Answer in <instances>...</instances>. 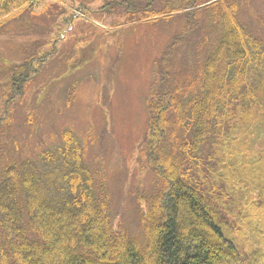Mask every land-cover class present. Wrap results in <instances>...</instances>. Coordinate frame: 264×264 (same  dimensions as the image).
Segmentation results:
<instances>
[{
	"label": "trees",
	"instance_id": "obj_1",
	"mask_svg": "<svg viewBox=\"0 0 264 264\" xmlns=\"http://www.w3.org/2000/svg\"><path fill=\"white\" fill-rule=\"evenodd\" d=\"M34 1L0 0V31ZM152 7L130 11L144 22L178 11L185 28L154 60L139 154L160 187L139 208L140 239L114 224L104 178L65 133L43 171L24 160L0 173V264H264V45L237 0ZM196 32L192 53L207 57L181 65L174 52ZM43 57L12 67L3 114Z\"/></svg>",
	"mask_w": 264,
	"mask_h": 264
},
{
	"label": "rangeland",
	"instance_id": "obj_2",
	"mask_svg": "<svg viewBox=\"0 0 264 264\" xmlns=\"http://www.w3.org/2000/svg\"><path fill=\"white\" fill-rule=\"evenodd\" d=\"M128 1L142 11L153 5L154 14L183 5V0H35L31 12L2 27L0 173L24 160L43 171L41 154L62 147L63 135L70 133L83 164L104 178L114 224L140 239L139 208L160 187L139 154L146 99L156 79L154 60L182 34L185 16L172 11L154 23L137 24V15L132 18L124 7ZM237 1L239 22L264 45V0ZM197 34L179 45L176 62L203 64L207 50L192 53ZM30 55L44 61L3 114L9 72Z\"/></svg>",
	"mask_w": 264,
	"mask_h": 264
}]
</instances>
